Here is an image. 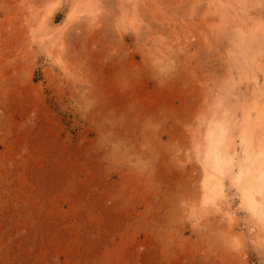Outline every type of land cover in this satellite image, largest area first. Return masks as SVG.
Masks as SVG:
<instances>
[{
  "label": "rangeland",
  "instance_id": "1",
  "mask_svg": "<svg viewBox=\"0 0 264 264\" xmlns=\"http://www.w3.org/2000/svg\"><path fill=\"white\" fill-rule=\"evenodd\" d=\"M0 264H264V0H0Z\"/></svg>",
  "mask_w": 264,
  "mask_h": 264
},
{
  "label": "bare ground",
  "instance_id": "2",
  "mask_svg": "<svg viewBox=\"0 0 264 264\" xmlns=\"http://www.w3.org/2000/svg\"><path fill=\"white\" fill-rule=\"evenodd\" d=\"M208 149V148H207ZM217 156V155H216ZM218 158H219V156H217V158H216V160H215V162H217V161H219L218 160ZM221 162V161H220ZM225 162V161H224ZM220 164H222V163H220ZM211 165H213V164H211ZM214 167V166H213ZM223 167V166H222ZM220 168V167H219ZM216 170H219V169H216ZM220 170H221V168H220ZM224 170V169H223ZM249 178V177H248ZM247 177L245 178V182H247V180H249ZM237 181V180H236ZM251 181V180H250ZM245 182H243V183H245ZM251 184V183H250ZM256 185H257V183H256ZM260 184H259V182H258V186H259ZM248 186V185H247ZM245 187H246V185H245ZM251 187V186H250ZM261 190V188L259 187L258 188V190H256V192H259ZM253 190L252 191H250L248 194H249V201L250 202H252V204H253V207L256 209V210H258L257 209V207L255 206V203H254V199H253V197H252V195H253ZM261 213V212H260Z\"/></svg>",
  "mask_w": 264,
  "mask_h": 264
}]
</instances>
